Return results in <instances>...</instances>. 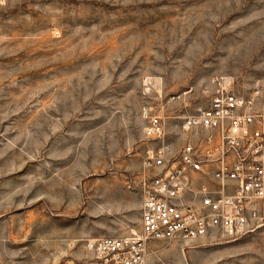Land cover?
<instances>
[{"label": "rangeland", "instance_id": "374dc122", "mask_svg": "<svg viewBox=\"0 0 264 264\" xmlns=\"http://www.w3.org/2000/svg\"><path fill=\"white\" fill-rule=\"evenodd\" d=\"M264 82V0H0V264L87 263L141 230L145 114ZM146 264H264V227L151 239Z\"/></svg>", "mask_w": 264, "mask_h": 264}, {"label": "built area", "instance_id": "2783aa9c", "mask_svg": "<svg viewBox=\"0 0 264 264\" xmlns=\"http://www.w3.org/2000/svg\"><path fill=\"white\" fill-rule=\"evenodd\" d=\"M213 85L206 107L179 116L177 151L165 117L145 114L146 135L159 141L145 165L160 170L143 182L141 230L100 237L92 261L61 264H146L151 239L239 238L264 227V82L241 92L218 75Z\"/></svg>", "mask_w": 264, "mask_h": 264}]
</instances>
